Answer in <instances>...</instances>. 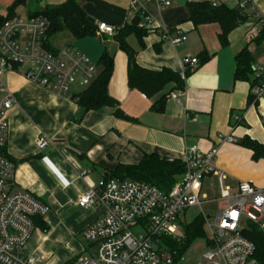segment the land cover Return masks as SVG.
I'll use <instances>...</instances> for the list:
<instances>
[{
	"label": "crops",
	"instance_id": "0c3cea01",
	"mask_svg": "<svg viewBox=\"0 0 264 264\" xmlns=\"http://www.w3.org/2000/svg\"><path fill=\"white\" fill-rule=\"evenodd\" d=\"M13 1L0 0V16L7 15ZM64 1L25 0L15 8L14 16L30 17L29 12ZM169 1V5H163L158 0H138L139 4L131 6V0H79L95 24L107 22L114 34L74 38L65 30L50 39L54 49L69 47L90 62H97L103 50L113 56L107 90L124 116L115 114L112 106H105L75 121L79 107L70 97L36 85L21 74L4 75L14 99L7 113L3 153L14 167L12 189L28 191L48 206L42 217L48 230L36 227L21 249L20 258L42 255L46 264H65L73 257L89 255L91 245L83 239L82 231L104 213L105 207L79 206L80 194L88 184L99 185L119 164H136L144 154L183 161L190 146L204 152L218 147L213 159L217 173L206 174L201 187L202 203L213 202L216 207L219 175L231 193L237 192L243 181L264 187V158L254 160L252 151L238 142L249 137L264 144V100L254 99L250 81L234 80L235 55L243 47H247L253 60L251 78L257 67L264 68V41L257 43L255 35L248 33L253 25L258 30L262 27L264 0H250L257 16L251 13L247 21L232 28L226 45L220 43L218 22L194 24L189 18L188 3L209 0ZM225 4L233 6L231 2ZM140 7L156 25L165 24L170 30L180 28L187 36L176 45L162 41L158 29L145 30L142 45L134 34L126 36L139 65L155 70L169 68L183 80L182 86L168 81L151 96L129 88L127 55L114 39L125 23L141 14ZM58 39L63 44L61 48L55 45ZM203 51L208 58L201 63ZM184 57H197L199 62L191 68L182 63ZM185 70H189L187 76ZM82 89L73 85L70 95ZM173 93H177V99L171 97ZM157 103L162 105L161 111L154 109ZM232 114L241 117L239 123L234 122ZM226 135H233L236 142H222L220 138ZM40 136L48 140L43 149L36 143ZM71 150L85 158L79 159ZM116 178L119 177L107 180Z\"/></svg>",
	"mask_w": 264,
	"mask_h": 264
},
{
	"label": "built area",
	"instance_id": "2783aa9c",
	"mask_svg": "<svg viewBox=\"0 0 264 264\" xmlns=\"http://www.w3.org/2000/svg\"><path fill=\"white\" fill-rule=\"evenodd\" d=\"M169 5V0H158ZM213 5L232 3L236 8L255 14L250 0H209ZM139 4L131 0V6ZM138 26L147 31L158 29L162 41L180 44L187 36L180 28L170 30L165 24H155L143 8ZM49 23L43 16H13L0 27V264H46L42 255L20 258V251L34 229V218L43 217L48 206L28 191L12 189L14 167L2 150L8 129L7 113L13 106V93L6 85L7 72L21 74L28 81L58 95L70 96L73 85L87 87L97 74V67L86 56L65 47L55 52L44 46ZM96 34H114V28L105 21L96 24ZM259 32L253 25L248 33ZM182 63L194 68L197 57H184ZM251 85L254 99L264 100V68L257 67ZM177 99V93L171 94ZM235 123L241 117L232 114ZM222 142H236L233 135L220 138ZM37 147L43 149L48 140L37 138ZM218 147L207 151L195 145L185 151L184 172L172 187L164 191L149 183L128 178L110 179L94 186L88 184L77 204L83 208L102 204L104 213L82 231L83 239L91 245L90 254L76 257L72 264H171L165 250L164 236L181 237L182 222L191 207L201 208L202 181L206 174L217 173L213 159ZM84 174V171H82ZM219 175L220 196L214 212L206 214L204 229L208 233L207 247L198 264H260L254 256L255 245L241 234L242 222L256 224L264 230V187L248 181L239 184L231 193L222 185Z\"/></svg>",
	"mask_w": 264,
	"mask_h": 264
},
{
	"label": "trees",
	"instance_id": "16d2710c",
	"mask_svg": "<svg viewBox=\"0 0 264 264\" xmlns=\"http://www.w3.org/2000/svg\"><path fill=\"white\" fill-rule=\"evenodd\" d=\"M24 1H13L8 8L7 15L0 16V27L7 18L14 16L15 8ZM187 10L189 18L194 24L211 21L220 24L221 32L219 33V40L221 45L227 44V35L232 28L249 19V13L246 10L244 11L234 6L229 7L223 2L216 5H213L210 1L190 2L187 4ZM29 15L30 17L40 15L47 19L49 26L44 38V46L53 52L56 49L52 47L50 39L62 31L66 30L70 32L74 38L96 35L97 26L93 21L88 19L89 16L80 6L79 0H65L59 4L48 5L46 8L42 7L36 12H29ZM139 16L136 15L130 22L125 23L114 35L118 47L127 55V84L129 88H135L145 95L151 96L161 90L168 81H175L178 86H182L183 80L177 72L166 67L159 70L150 69L136 62L135 52L128 45L126 36L134 34L140 44H143L142 37L145 35V29L138 26L141 18ZM254 40L257 43L264 41V19L262 20V27ZM207 58L208 54L204 51L201 52L200 62L202 63ZM96 67L97 74L93 81L87 87L69 96L79 107L78 114L73 118L75 121L79 120L86 112L101 110L105 106H112L115 114L123 115L117 101L109 95L107 90V84L113 69V56L108 51L103 50L96 62ZM252 68L253 60L251 54L247 47H243L235 55L234 80H246L250 81L251 85L255 84L257 79L251 78ZM188 74L189 70H185L184 75L187 76ZM252 99L251 95L250 101ZM162 108V105H158V103L154 106V109L157 111H161ZM238 142L252 151V158L254 160L264 158V144L249 137H244ZM71 152L81 160L85 158L82 153H77L73 150ZM3 153L4 148L2 150ZM183 172L184 163L181 160H166L157 154L151 153L144 154L136 164H119L109 173V176L104 177L102 183L109 177L128 178L143 181L167 191ZM34 224L36 227H41L43 231L48 230V226L43 222L41 216L34 218ZM181 224L183 232L181 237H161L165 250H167L172 258L171 264H177V261L192 239L206 236L204 218L201 214ZM247 225V228H242L241 234L253 242L255 245L254 256L260 264H264V230L251 222H247ZM74 259L73 257L65 264H72Z\"/></svg>",
	"mask_w": 264,
	"mask_h": 264
},
{
	"label": "rangeland",
	"instance_id": "374dc122",
	"mask_svg": "<svg viewBox=\"0 0 264 264\" xmlns=\"http://www.w3.org/2000/svg\"><path fill=\"white\" fill-rule=\"evenodd\" d=\"M55 45L56 47H60V48L63 47L62 46L63 44L62 42L59 41V39L57 40V42L55 41ZM92 63L96 65L95 61H93ZM215 209H216L215 203L213 202L208 203L203 201V203L201 204V208H199V206H195V207H191L187 211L186 221H190L194 219L198 214L201 213V211L210 213V212H214ZM262 222H264V220ZM241 227L243 229L248 227L246 221L242 222ZM205 234L207 237L209 236L208 233L205 232ZM206 236L192 239L191 242L189 243V246L185 249L182 256L177 261V264H198L200 255L207 247ZM174 238H178V237H174Z\"/></svg>",
	"mask_w": 264,
	"mask_h": 264
},
{
	"label": "water",
	"instance_id": "95a60500",
	"mask_svg": "<svg viewBox=\"0 0 264 264\" xmlns=\"http://www.w3.org/2000/svg\"><path fill=\"white\" fill-rule=\"evenodd\" d=\"M47 6H45L44 8H46ZM88 19L90 20V21H93V19H91L90 17H88Z\"/></svg>",
	"mask_w": 264,
	"mask_h": 264
}]
</instances>
